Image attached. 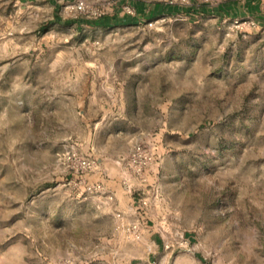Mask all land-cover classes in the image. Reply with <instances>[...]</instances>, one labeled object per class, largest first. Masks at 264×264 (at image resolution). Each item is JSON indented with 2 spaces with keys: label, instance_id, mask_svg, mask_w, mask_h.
Wrapping results in <instances>:
<instances>
[{
  "label": "rangeland",
  "instance_id": "rangeland-1",
  "mask_svg": "<svg viewBox=\"0 0 264 264\" xmlns=\"http://www.w3.org/2000/svg\"><path fill=\"white\" fill-rule=\"evenodd\" d=\"M169 1L0 0V264H264V15Z\"/></svg>",
  "mask_w": 264,
  "mask_h": 264
},
{
  "label": "trees",
  "instance_id": "trees-1",
  "mask_svg": "<svg viewBox=\"0 0 264 264\" xmlns=\"http://www.w3.org/2000/svg\"><path fill=\"white\" fill-rule=\"evenodd\" d=\"M223 6L226 7L227 4H225ZM198 9H197V7H195L194 4L189 5V6L169 4V5L163 6V7L161 5H156L154 8V11H153V15L159 14V13H164L165 11H168L171 14L180 13V12H184V13H188V14H194L197 11H200V12H206L207 11V8L205 6L199 7ZM135 20H136V18H123L117 22H119L120 24H126V23H130L131 21L133 23ZM91 22L96 24V25L108 27V26H110L111 20L108 17H103L101 19L91 21Z\"/></svg>",
  "mask_w": 264,
  "mask_h": 264
},
{
  "label": "built area",
  "instance_id": "built-area-1",
  "mask_svg": "<svg viewBox=\"0 0 264 264\" xmlns=\"http://www.w3.org/2000/svg\"><path fill=\"white\" fill-rule=\"evenodd\" d=\"M171 4H177V5H182V6H188L189 4V0H170L169 1ZM74 9L79 10V11H83L86 9L85 4L83 3H78L76 5L73 6ZM129 12H132L131 8L127 7ZM71 162H73L72 164V169L75 171H90L93 170L95 168V162L86 159V158H82L77 156L76 154H72L71 156H69V158ZM147 159V158H146ZM94 189H96V187L94 186H89L88 190L93 191Z\"/></svg>",
  "mask_w": 264,
  "mask_h": 264
},
{
  "label": "crops",
  "instance_id": "crops-1",
  "mask_svg": "<svg viewBox=\"0 0 264 264\" xmlns=\"http://www.w3.org/2000/svg\"><path fill=\"white\" fill-rule=\"evenodd\" d=\"M246 12L248 13H253V14H258V15H264V0H245L244 4H243ZM153 7L149 12H148V16L149 15H153V11H154ZM136 11L139 14H145L146 8L144 7V3L143 2H138L136 4ZM135 18V17H133Z\"/></svg>",
  "mask_w": 264,
  "mask_h": 264
}]
</instances>
